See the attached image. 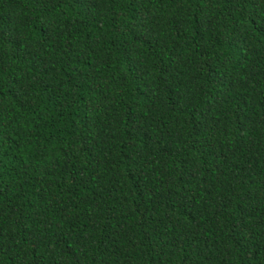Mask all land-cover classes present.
I'll return each mask as SVG.
<instances>
[{
    "label": "trees",
    "instance_id": "16d2710c",
    "mask_svg": "<svg viewBox=\"0 0 264 264\" xmlns=\"http://www.w3.org/2000/svg\"><path fill=\"white\" fill-rule=\"evenodd\" d=\"M0 264H264V0H0Z\"/></svg>",
    "mask_w": 264,
    "mask_h": 264
}]
</instances>
